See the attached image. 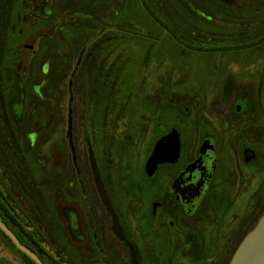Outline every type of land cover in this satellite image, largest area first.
<instances>
[{"label":"flooded vegetation","instance_id":"flooded-vegetation-1","mask_svg":"<svg viewBox=\"0 0 264 264\" xmlns=\"http://www.w3.org/2000/svg\"><path fill=\"white\" fill-rule=\"evenodd\" d=\"M0 1L7 5L14 3V0ZM45 1L40 0L39 5L45 6ZM84 1L86 7L101 8L105 16L108 14L107 19L114 24L109 41H121L125 34L129 35L125 32L126 24L119 25L121 9L113 7L120 6L123 0ZM171 1L182 5L180 0ZM194 1L190 8L182 6L180 10L197 21L195 27L183 24L182 40L190 42L187 49L199 51L204 42L216 46L215 41H222V35L215 33L216 28L221 32L224 24L229 30L232 25L250 26L254 23L240 24L239 20L251 21L250 17L259 12L263 17L257 20L258 14L255 24L264 28V0ZM88 16L97 20L93 14ZM173 23L170 19L172 28L183 30ZM13 31L0 33L3 225L7 223V227L33 246L51 241L62 249L68 248L73 264H132L126 244L111 231L112 221L93 179V162L137 264H229L235 249L264 212V33H257L256 42L247 45L249 50L260 46L256 57L236 60L238 66L252 67L249 72L239 67L238 72H228L225 83L220 89L212 88L207 99H203L205 103H194L193 99L200 94L190 88L193 104L185 102L175 119L156 114L159 103L162 109L163 100L169 103L173 84L162 82L160 92L145 101H140L141 97L130 102L122 100L121 94L114 100L117 111L113 110V116H118L119 124L117 120L120 122L123 114L135 131L120 133L113 127L107 137L109 152L104 148L94 150L87 132L81 131L80 137L73 133L72 113L69 144L70 107L66 114V144L62 151L56 149L57 107L50 94L57 82L54 65L60 56L44 58L37 42L33 47L18 46L14 53ZM169 35L180 41L172 33ZM227 35L224 33V40L230 41ZM43 38L45 35H37L38 40ZM228 43L224 48L200 50L226 53L245 48L243 43ZM158 82L161 86V81ZM68 84L70 94L71 80ZM179 87L187 92L186 87ZM186 95L184 92L183 98ZM70 101L71 98L68 106ZM119 103L123 105L122 113ZM145 108L150 117L139 114ZM40 193H45V203L38 206ZM24 213L32 222L30 233L19 221ZM4 240L8 243L9 239ZM116 243L124 251L126 262L118 259L119 254H113Z\"/></svg>","mask_w":264,"mask_h":264},{"label":"rangeland","instance_id":"rangeland-1","mask_svg":"<svg viewBox=\"0 0 264 264\" xmlns=\"http://www.w3.org/2000/svg\"><path fill=\"white\" fill-rule=\"evenodd\" d=\"M39 1L14 0V3L9 5L0 1V33L2 30L14 29L11 36L14 53L18 46L33 47L34 42H37L44 58L51 59L54 54L60 56L54 65L58 76L50 95L54 96L53 105L57 107L55 146L61 151L66 144L68 107L72 108L73 133L79 134L80 137L81 131L87 132L86 136L94 150L102 151L104 148V151L111 152L107 137L112 133L113 127L115 128L113 130H120V133L135 131L128 119L122 116L123 114L120 115L121 121L117 120L119 124L116 123L118 116H113V110L117 111L114 100L121 94L122 100L129 99L130 102L139 100L141 97L140 101H145L150 100L151 95H157L165 83L173 84L169 92V103L163 100L164 109L159 103L157 106L159 110L156 114L159 112L158 114H163L166 118L175 119L185 102L190 106L193 104L190 100L192 99L190 88L197 89L200 94L199 98L193 99L194 103H203V99H207L212 88H221L228 72H238L239 68L242 70L245 68V71L247 68V72L252 69V67L236 65V60L254 58L258 54L257 51L261 50L259 45L253 50L247 49L249 43L256 42L257 33L260 31L264 33V28L257 27L258 25L255 24L257 16L260 15L257 20L263 17L261 12L257 13L254 18L250 17L251 21L239 20L240 24L254 23L250 26L232 25L229 30V27L224 24L220 27L221 32L217 31L219 28H216V35H222L221 43L215 41L216 46H212L208 45L209 42H204L198 47V51V49H187V43L190 42L182 40L183 33H185L184 23L195 27L197 21L181 13L180 10L182 6L190 8V5L195 3L194 0H180L181 6L171 0H153V2L151 0H123L120 6L113 7L121 9L122 21L119 25L126 24L125 32L129 35L125 34L123 40L118 41L117 39L113 42L108 38L113 37L111 34L114 24L107 19L108 14L105 16L101 8H88L84 0H47L45 6L39 5ZM43 6L46 10L45 16H43ZM191 12L193 13L192 10ZM91 14L95 15L97 20L90 19L88 15ZM195 16L196 19L199 18L198 15ZM170 19L174 21V25H181L183 30L178 31L172 28L169 24ZM119 25H116L117 29ZM167 31L180 41L172 40ZM224 33L228 34L230 41L224 40ZM37 35H45V38L38 40ZM227 43L232 45L243 43L245 48L236 52H205V50L224 48ZM202 47L205 50L201 51ZM234 61L235 64H233ZM69 80L72 82L71 96L68 92ZM179 85L186 87L187 92ZM184 92L187 95L183 98ZM69 98H71L70 106L67 104ZM119 105L121 106L120 113H122L123 105L120 103ZM142 110L134 114L142 113L143 117L151 116L147 108ZM46 149L47 147L45 150L42 149L43 152H46ZM22 181L24 182L23 178ZM40 194V199L37 201L38 206H41L43 201L45 203V193ZM24 218H19V221L30 233L29 228L32 222H29L25 213ZM36 233L43 234V231L36 230ZM45 237H48L46 233ZM21 238L26 244L32 245L26 238ZM37 247L43 252L40 253ZM32 248L50 264L74 263V258L68 248L62 249L51 241L32 245ZM114 248L113 254H119L118 259L126 262L127 258L119 244ZM0 264H26L2 237H0Z\"/></svg>","mask_w":264,"mask_h":264},{"label":"water","instance_id":"water-1","mask_svg":"<svg viewBox=\"0 0 264 264\" xmlns=\"http://www.w3.org/2000/svg\"><path fill=\"white\" fill-rule=\"evenodd\" d=\"M71 113L72 111L71 109H69L67 137L69 139L70 145H71V139H70V132H71L70 114ZM89 155H90V161H92L91 160V150L89 152ZM91 168H92L91 171L93 174V179L97 187V192L99 196L101 197L103 204L106 206L105 209L107 210L110 216V219L112 221V224H113V227H111V231L115 237H117L120 241L126 244V247L128 248L130 252L131 263L137 264L135 254L133 252L131 245L125 241L123 233L119 229V222L111 209V206L108 202L106 194L103 190L104 189L103 185L97 174V171H96L97 169L95 165L93 164V162H91ZM0 231L11 241L13 247L16 250H18L20 253L30 258L33 264H43L41 263L39 258H37L34 254H32V252H30L28 249H26L21 244H19L20 242L3 225V222L1 221V219H0ZM229 264H264V212L262 213L261 217L259 218L254 228L245 235V237L239 244L238 248L235 249L230 259Z\"/></svg>","mask_w":264,"mask_h":264},{"label":"trees","instance_id":"trees-1","mask_svg":"<svg viewBox=\"0 0 264 264\" xmlns=\"http://www.w3.org/2000/svg\"><path fill=\"white\" fill-rule=\"evenodd\" d=\"M6 224H7V223H5L4 225L7 227ZM7 228H8L12 233H14V231H12L9 227H7ZM18 228H19V232H20V233L24 234V236H27V233H26L23 229H21L20 227H18ZM0 235H1L4 239L7 240V238H6L1 232H0ZM14 235H15L16 239L20 242L19 244H21L23 247H25V248L28 249L30 252H32V254H34L37 258H39L40 261H41V263H43V264H50L49 261L43 259V257L39 254L38 251H40V253H41V251H42L41 248L37 247V248H38V251H36V250H34V249L32 248V245L30 246L29 244H26V242L23 241V239L21 238V236L15 234V233H14ZM27 237H28V236H27ZM8 244L13 248V250L16 251L17 254H19V256H21V257L23 258V260H24V262H25L26 264H33V263H32V260H31L30 258H28L26 255H24V254L20 253L18 250H16V249L13 247V245L10 243L9 240H8ZM42 252H43V251H42Z\"/></svg>","mask_w":264,"mask_h":264}]
</instances>
